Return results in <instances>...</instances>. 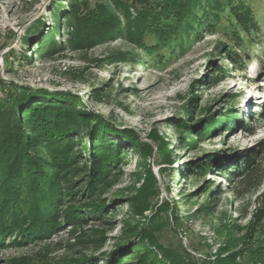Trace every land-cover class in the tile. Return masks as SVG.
<instances>
[{
  "label": "rangeland",
  "instance_id": "374dc122",
  "mask_svg": "<svg viewBox=\"0 0 264 264\" xmlns=\"http://www.w3.org/2000/svg\"><path fill=\"white\" fill-rule=\"evenodd\" d=\"M106 1L121 28L96 40L98 31L81 50L72 48L67 36L73 22L69 0H0V101L12 92L18 96L28 90L33 96L27 95V103L32 107L34 95L44 91L57 99L50 105L99 118L117 131L81 126L73 156L81 151L82 165L89 162L93 141L119 146L125 155L117 167L118 179L102 195L114 207L111 225L91 222L77 232L82 236L79 241L66 227L43 242L0 249V264L57 263L82 257L105 264L123 236L130 216L128 201L144 184L146 171L154 178L153 208L169 207L167 215L158 212L170 221L161 236L166 248L185 250L198 264H214L218 255L236 252L248 234L264 242V37L252 49L245 72L227 65L226 56L214 49L217 42L227 43L216 34L202 36L184 53L161 63L153 34L142 33L138 42L130 40L141 9L155 10L157 0H145L147 5L133 4L135 0ZM247 2L264 24V0ZM51 35L56 38L50 51L40 55ZM210 59L230 69L217 77L239 78L246 85L234 80L227 86L226 79L212 88L214 82L205 76L201 85L192 86ZM234 85L239 89L232 91ZM125 134L138 144L124 138ZM141 145L151 151L146 158ZM161 148H166L168 160ZM250 158L254 159L251 169L260 179L246 192L239 190L246 177L237 172ZM208 159L215 160L221 172L213 169L207 175L197 169ZM97 231L105 235L100 249L90 242L100 234ZM131 243L137 246V239ZM226 244L230 251L220 253ZM122 261L133 264L136 258L124 254Z\"/></svg>",
  "mask_w": 264,
  "mask_h": 264
},
{
  "label": "trees",
  "instance_id": "16d2710c",
  "mask_svg": "<svg viewBox=\"0 0 264 264\" xmlns=\"http://www.w3.org/2000/svg\"><path fill=\"white\" fill-rule=\"evenodd\" d=\"M111 1L117 4L119 0ZM136 1L149 4L145 0H135L133 4L138 3ZM225 1L157 0L155 10H147L148 7L141 9L134 22L136 32L131 33L130 40L138 42L142 33L153 34L156 39L155 52L162 63L184 53L188 46H194L204 35H221L227 43L217 42L214 49L218 50L219 55L226 56L227 65L238 72H245L252 59V49L264 37V24L247 0ZM69 2L73 22L69 24L71 31L67 32V36L71 37L69 43L72 48L80 47L82 50L89 36H94L98 31L101 32L96 40L121 28L120 20L106 0ZM55 38L56 35L46 37L40 55L50 51ZM83 69L81 67L80 71ZM229 70L226 65L221 66L210 59L203 74L193 81L192 86L201 85L202 78L208 76L214 82L211 85L213 88L229 79L228 76L217 77L219 73ZM21 94L17 96L12 92L7 99L0 101V249H19L43 242L66 227H71L73 239L79 241L82 236L77 232L91 222L111 225L110 213L114 207L102 195L118 179L117 167L125 155H122L119 146L100 145L93 141L89 148V162L82 165L84 157L81 151L73 156V142L82 131L81 126H92L98 131H117L99 118L50 105V101L56 102L57 99L52 100L44 91L34 95L36 98L32 107L27 103L28 90L21 91ZM38 98L41 100L37 101ZM19 107H23L20 112ZM90 120H95V124L91 125ZM124 138L138 144L130 134H125ZM147 148L143 145L140 147L145 158L151 152ZM160 150L167 158L166 148ZM214 161L208 159L197 169L207 175L213 169L221 172ZM253 161V158L247 159L243 169L237 172V175L246 177L240 183L241 191L248 192L260 179L251 169ZM146 172L144 184L128 201L130 206L126 214L130 216L125 222L123 236L105 264H126L122 261L124 254L136 258L133 264H198L185 250L166 248L161 242L163 232L170 228V221L158 212L167 215L169 207L153 208L152 200L156 194L154 178L151 171ZM191 172L194 173L193 168ZM148 212H152L150 217H146ZM257 212V215L261 214L260 210ZM261 215L264 217V213ZM176 225L180 224L176 222ZM132 239H137V246L131 245ZM104 240V233H96L90 242L95 249H100L106 243ZM241 243L236 252L231 250L225 257L218 255L214 264H264V242L248 234L247 240L243 239ZM229 249L226 244L220 253ZM246 254L248 257H245ZM242 257L245 259L239 261ZM44 264L96 262L82 257ZM201 264L211 263L206 261Z\"/></svg>",
  "mask_w": 264,
  "mask_h": 264
},
{
  "label": "bare ground",
  "instance_id": "6f19581e",
  "mask_svg": "<svg viewBox=\"0 0 264 264\" xmlns=\"http://www.w3.org/2000/svg\"><path fill=\"white\" fill-rule=\"evenodd\" d=\"M189 61V60H188ZM191 61V60H190ZM81 63H79V64H75V66L76 67H79V65H80ZM234 80H238V83H240V84H244V85H246V83H244V82H241V80H239V78H229L228 79V84H227V86H231V85H233V82L232 81H234ZM235 84V83H234ZM237 89H239V85H234V87H233V89H232V91H235V90H237ZM246 92L247 91H245V89H242L241 90V93L242 94H246ZM248 94H250V93H248ZM250 96L251 97H253V98H259L258 96H255L254 94H250ZM260 100H262V98H260Z\"/></svg>",
  "mask_w": 264,
  "mask_h": 264
}]
</instances>
